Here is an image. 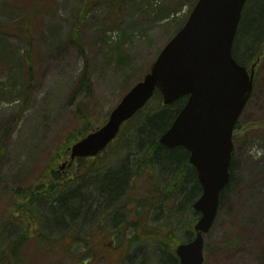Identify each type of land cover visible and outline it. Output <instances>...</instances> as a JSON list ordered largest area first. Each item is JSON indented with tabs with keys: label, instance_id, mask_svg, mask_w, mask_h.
<instances>
[{
	"label": "rangeland",
	"instance_id": "rangeland-1",
	"mask_svg": "<svg viewBox=\"0 0 264 264\" xmlns=\"http://www.w3.org/2000/svg\"><path fill=\"white\" fill-rule=\"evenodd\" d=\"M249 3L244 12L247 27L258 8ZM84 4L85 0H0V242L4 244L14 238L2 236L9 206L5 193L34 186L48 168L65 171L60 169L64 159L51 161L78 128L76 110L95 113L88 95L71 98L86 59L107 116L151 69L193 8L192 0H98L83 14ZM183 10L187 12L182 14ZM80 17L82 26L75 35ZM28 51L36 85L26 102L22 90ZM263 118L264 57L235 132L234 180L206 236L205 264H264V131L252 127ZM101 236L94 233L88 244H69L73 252H81L77 256L62 253L66 248L44 255L35 241H29L22 250V264H126L124 246L115 245L117 238ZM154 255L149 242L130 251L132 264H153Z\"/></svg>",
	"mask_w": 264,
	"mask_h": 264
},
{
	"label": "trees",
	"instance_id": "trees-1",
	"mask_svg": "<svg viewBox=\"0 0 264 264\" xmlns=\"http://www.w3.org/2000/svg\"><path fill=\"white\" fill-rule=\"evenodd\" d=\"M96 1L85 0L81 12L85 14ZM197 1L192 0L193 8ZM248 2L258 5L253 14L255 20L247 27L248 15L244 13L233 52L235 59L248 69L256 65L257 75L264 57V0ZM257 20L261 21L260 25ZM80 26L82 17L75 35ZM31 44L28 41L29 47ZM25 65L22 94L28 102L36 85L29 51ZM82 94L93 101L95 113L82 108L76 110L78 128L56 152L52 164L70 159V148L108 120L109 115L103 116L97 100L87 59L71 98ZM186 101L185 97L167 106L156 91L148 104L123 125L118 137L102 154L77 159L65 171L48 168L34 186L5 193L9 206L2 236L11 234L14 238L7 244L0 242V264H22V250L32 240L44 255L66 248L62 253L77 256L81 252H73L68 245L88 244L94 233L117 238L115 245L124 246L126 264H132L135 259L130 256L131 249L147 242L154 246L153 264H180L176 249L196 235L194 226L200 214L194 210V204L202 195V187L190 164L189 152L181 147L169 149L160 143V138L171 128ZM252 127L264 131V118ZM1 159L2 152L0 166ZM233 167L232 159L231 182ZM229 185L222 193L220 211Z\"/></svg>",
	"mask_w": 264,
	"mask_h": 264
},
{
	"label": "water",
	"instance_id": "water-1",
	"mask_svg": "<svg viewBox=\"0 0 264 264\" xmlns=\"http://www.w3.org/2000/svg\"><path fill=\"white\" fill-rule=\"evenodd\" d=\"M247 0H199L184 27L165 46L149 73L122 98L107 122L71 148L76 159L102 153L152 99L157 90L169 106L187 97L160 143L185 148L202 195L194 210L200 218L195 237L176 249L180 264H205V237L217 219L221 196L231 181L233 134L254 89L249 71L234 57L235 38ZM62 165V169L66 167Z\"/></svg>",
	"mask_w": 264,
	"mask_h": 264
}]
</instances>
